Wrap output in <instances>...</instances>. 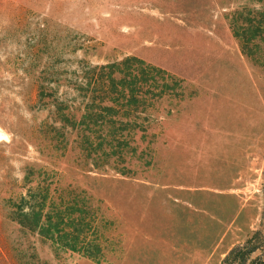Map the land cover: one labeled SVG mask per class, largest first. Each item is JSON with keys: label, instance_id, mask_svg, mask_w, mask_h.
<instances>
[{"label": "rangeland", "instance_id": "374dc122", "mask_svg": "<svg viewBox=\"0 0 264 264\" xmlns=\"http://www.w3.org/2000/svg\"><path fill=\"white\" fill-rule=\"evenodd\" d=\"M236 16L264 0H0V264H220L260 226L264 28L246 54ZM128 57L155 94L86 129ZM43 195L52 237L13 220Z\"/></svg>", "mask_w": 264, "mask_h": 264}, {"label": "trees", "instance_id": "16d2710c", "mask_svg": "<svg viewBox=\"0 0 264 264\" xmlns=\"http://www.w3.org/2000/svg\"><path fill=\"white\" fill-rule=\"evenodd\" d=\"M243 23V26L238 25V16H236L235 20L231 22V26L234 36L242 42L243 52L249 54L246 48H249V44L264 28V18H259L257 23H254L252 19L245 17ZM130 61H136L139 65V73L137 75H132V77H130L131 72L128 71L129 67H127V63ZM123 63L126 66L124 69L119 67L115 69V66H118V64L109 63L104 66L108 68L106 75H100L94 79H92V77H86V85L82 89L84 97L88 96L86 90H88L93 83L96 84L94 87V96L90 98L82 119V124L86 126V129L92 130L93 127L99 124H111L113 127V122L118 110L123 109L125 111V116L128 115L130 110L138 111L140 108L138 95L141 87L145 86L147 88L145 91L146 95L155 94L154 87H158V79L156 74H151L150 72L155 71V73H157L160 69L151 67L147 70L142 66L144 61L137 57H128L121 62V64ZM116 72L121 74L120 77L115 76ZM104 84H107L108 88H105ZM164 86L165 87L161 89L157 96L166 93V89H171L169 85ZM101 90H104L105 94L108 96L106 99L97 97L99 91L103 92ZM104 102H111V105H104ZM94 106H97L99 110L96 111ZM61 118L66 120L63 118V115ZM86 118H90L91 121H87ZM121 123H124V125L120 127L121 131H130L132 128L134 129L133 125H131L132 128L130 129V125H127L128 122L126 121H121ZM45 198L46 195H43L42 201L36 202L33 205H25L24 200L22 203L15 204L13 209V220L26 230L36 232L43 237H52L55 234L54 230L56 232L58 231V224L54 223L50 216H48L46 220H43L42 212ZM26 207L28 209H26ZM220 264H264V203L260 226L251 231L243 242L233 245Z\"/></svg>", "mask_w": 264, "mask_h": 264}]
</instances>
